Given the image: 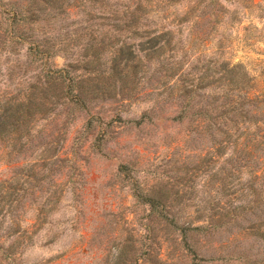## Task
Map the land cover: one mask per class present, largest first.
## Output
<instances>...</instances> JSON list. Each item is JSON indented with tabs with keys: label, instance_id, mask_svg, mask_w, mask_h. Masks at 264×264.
<instances>
[{
	"label": "rangeland",
	"instance_id": "374dc122",
	"mask_svg": "<svg viewBox=\"0 0 264 264\" xmlns=\"http://www.w3.org/2000/svg\"><path fill=\"white\" fill-rule=\"evenodd\" d=\"M263 169L264 0H0V264H264Z\"/></svg>",
	"mask_w": 264,
	"mask_h": 264
},
{
	"label": "trees",
	"instance_id": "16d2710c",
	"mask_svg": "<svg viewBox=\"0 0 264 264\" xmlns=\"http://www.w3.org/2000/svg\"><path fill=\"white\" fill-rule=\"evenodd\" d=\"M139 5L141 6L140 2H139ZM140 6H136V10L139 9ZM167 35H169L168 32H162V34L159 35L158 40L161 39L164 41L165 44H167L169 42ZM150 48H153V45H151ZM130 54H131V52H130ZM77 101H79V99H77ZM263 172H264V169H263ZM255 176H257V175H255ZM184 237H185V235H184ZM187 248H188V252L193 256V258H196V254L194 252L193 246L190 243H187Z\"/></svg>",
	"mask_w": 264,
	"mask_h": 264
}]
</instances>
